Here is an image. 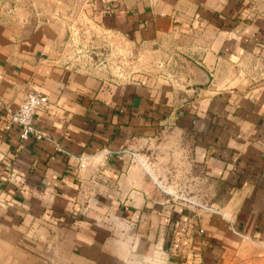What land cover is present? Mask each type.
I'll return each mask as SVG.
<instances>
[{"label": "crops", "instance_id": "obj_1", "mask_svg": "<svg viewBox=\"0 0 264 264\" xmlns=\"http://www.w3.org/2000/svg\"><path fill=\"white\" fill-rule=\"evenodd\" d=\"M85 21L156 60L110 82L70 53ZM29 90L49 102L23 141L4 107ZM168 128L181 151L153 164ZM168 173L212 211L176 203ZM260 239L264 0H0V264H264Z\"/></svg>", "mask_w": 264, "mask_h": 264}, {"label": "rangeland", "instance_id": "obj_2", "mask_svg": "<svg viewBox=\"0 0 264 264\" xmlns=\"http://www.w3.org/2000/svg\"><path fill=\"white\" fill-rule=\"evenodd\" d=\"M74 25L78 27V30L74 29L70 31L69 37H71L72 41L70 43V53H75L77 56L82 57L83 61L90 58L91 56H94L97 58V64L102 67V69L105 70L104 75L109 79L110 82H120V84H123L125 81V74L129 73L133 77L140 76L142 74V58L143 57H150L154 56V59L156 60V50L155 49H148L144 46H140L137 44H134L132 48H126L123 45H121V41L117 40L116 46L112 47V45L108 46L106 45L105 39H108V35L106 33H103L102 31L99 33L98 31H95L96 29H93V27L85 22H75ZM85 27L87 30L85 33H81V28ZM85 37L84 41L92 42L94 39H96L97 46L94 47H85L82 46V39L83 36ZM105 38V39H104ZM171 50V49H170ZM85 57V58H84ZM153 65V62L151 63ZM172 129H166L165 131V141L163 144H158L156 147H154L152 150H154V160L155 164L157 155L160 154H170L171 158L173 157V154L180 152L181 149L177 148L174 145V138L175 135L172 132ZM181 139H183L181 137ZM176 156V155H175ZM183 161V160H180ZM182 170L186 173L187 170L185 168H182ZM201 170H198V173H200ZM188 174H184L181 176V179L178 183V176L176 174L168 173L166 176H164L165 180L168 181L170 186L172 187V198L175 200L176 203L180 204L181 207L186 209L187 211L190 210V208H196V209H205L203 204L204 196H201V191H199L201 188L198 186L197 191H190L189 190V183H188ZM177 182V183H176ZM181 182V183H180ZM220 184L218 182H212L211 184V193L207 196L213 197V200H215L216 197H220L221 191H220ZM174 188V189H173ZM215 211V210H214ZM245 247H250L253 249H261L264 251V239L256 240V241H244ZM261 251V252H263ZM248 257V256H246ZM261 257V256H260ZM255 259L258 257H254Z\"/></svg>", "mask_w": 264, "mask_h": 264}, {"label": "built area", "instance_id": "obj_3", "mask_svg": "<svg viewBox=\"0 0 264 264\" xmlns=\"http://www.w3.org/2000/svg\"><path fill=\"white\" fill-rule=\"evenodd\" d=\"M48 97L36 90H29L24 100L16 107L6 105L4 116L7 127L17 126L20 138L23 141L29 140L32 135L41 138V132L36 129L34 119L36 115L48 105ZM69 155V152L64 151ZM84 158H80V166L84 167ZM212 211L210 208H205Z\"/></svg>", "mask_w": 264, "mask_h": 264}]
</instances>
